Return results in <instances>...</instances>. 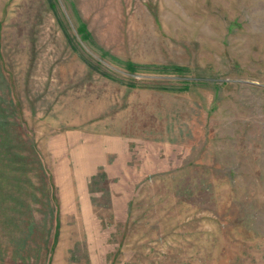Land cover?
<instances>
[{
  "label": "rangeland",
  "instance_id": "rangeland-1",
  "mask_svg": "<svg viewBox=\"0 0 264 264\" xmlns=\"http://www.w3.org/2000/svg\"><path fill=\"white\" fill-rule=\"evenodd\" d=\"M0 264H264V0H0Z\"/></svg>",
  "mask_w": 264,
  "mask_h": 264
},
{
  "label": "trees",
  "instance_id": "trees-1",
  "mask_svg": "<svg viewBox=\"0 0 264 264\" xmlns=\"http://www.w3.org/2000/svg\"><path fill=\"white\" fill-rule=\"evenodd\" d=\"M79 33L82 34V38H83V39H87V38H88L87 33H86V30H79ZM10 142H11V141H10Z\"/></svg>",
  "mask_w": 264,
  "mask_h": 264
}]
</instances>
